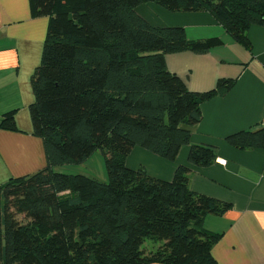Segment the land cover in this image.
<instances>
[{
	"label": "trees",
	"instance_id": "16d2710c",
	"mask_svg": "<svg viewBox=\"0 0 264 264\" xmlns=\"http://www.w3.org/2000/svg\"><path fill=\"white\" fill-rule=\"evenodd\" d=\"M148 2L206 11L248 50L249 28L264 23V0H30L32 15L48 18L28 106L46 164L0 184V264H216L211 248L220 235L204 220L230 203L192 190L186 165L165 180L128 167L126 158L141 147L174 162L187 145L189 164L214 163L213 147L190 142L191 127L202 117L200 104L235 80L190 91L165 55L203 53L221 40H190L181 26L150 24L136 12ZM14 114L0 115V129L18 130ZM226 141L264 149V127ZM96 151L106 181L54 170ZM146 239L159 245L146 250Z\"/></svg>",
	"mask_w": 264,
	"mask_h": 264
},
{
	"label": "crops",
	"instance_id": "0c3cea01",
	"mask_svg": "<svg viewBox=\"0 0 264 264\" xmlns=\"http://www.w3.org/2000/svg\"><path fill=\"white\" fill-rule=\"evenodd\" d=\"M136 12L154 26L183 27L190 40H221L203 53L165 55L167 69L190 91L211 90L220 78L235 81L225 94L200 104L202 117L191 127L190 142L213 147L214 163L203 167L189 164L186 145L174 162L134 147L126 165L136 168L128 162L136 151L154 163L156 172L143 162L137 168L144 166L150 175L165 180L172 178L179 164L186 165L192 190L230 203L224 213L209 214L204 220L208 231L220 235L211 248L216 264H264V149H239L226 141L235 132L264 127V23L249 28L248 50L206 11H168L148 2L137 6ZM47 24V17L32 15L30 0H0V115L14 110L18 129H0V184L46 164L42 140L31 133L28 106L34 100L31 74L40 61Z\"/></svg>",
	"mask_w": 264,
	"mask_h": 264
},
{
	"label": "rangeland",
	"instance_id": "374dc122",
	"mask_svg": "<svg viewBox=\"0 0 264 264\" xmlns=\"http://www.w3.org/2000/svg\"><path fill=\"white\" fill-rule=\"evenodd\" d=\"M131 159L128 161L133 167L138 166L139 162H143L147 167L151 168L154 173L156 172V168L154 163H151L146 157H142L137 154L135 151L133 155H131ZM170 162L168 160H165ZM54 170L61 173H82L90 176H94L100 181H106L107 176L104 167L103 156L98 152H94L87 160L77 164H63L54 167ZM154 176V175H153ZM155 242L146 239L142 244V248H152Z\"/></svg>",
	"mask_w": 264,
	"mask_h": 264
}]
</instances>
